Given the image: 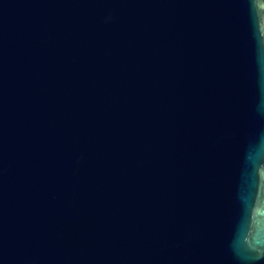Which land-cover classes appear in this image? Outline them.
<instances>
[{"label":"water","instance_id":"1","mask_svg":"<svg viewBox=\"0 0 264 264\" xmlns=\"http://www.w3.org/2000/svg\"><path fill=\"white\" fill-rule=\"evenodd\" d=\"M0 264H264V0H0Z\"/></svg>","mask_w":264,"mask_h":264}]
</instances>
